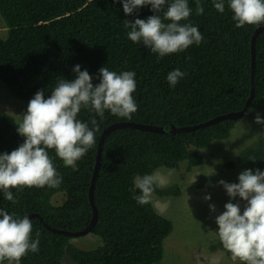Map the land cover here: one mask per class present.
Masks as SVG:
<instances>
[{"label": "trees", "instance_id": "trees-1", "mask_svg": "<svg viewBox=\"0 0 264 264\" xmlns=\"http://www.w3.org/2000/svg\"><path fill=\"white\" fill-rule=\"evenodd\" d=\"M197 3L204 8L201 15L196 14ZM224 3V13H218L214 0H188L192 13L181 23L198 27L203 42L160 57L127 38L130 29L125 21L147 20L155 14L150 5L126 16L121 0H0V82L14 99L28 106L37 91L49 98L60 78L69 82L76 78V65L87 70L94 86L100 82L102 67L117 74H136L133 98L138 110L131 120L107 110L101 118L90 108H82L78 120L89 123L90 128V119L98 122L95 146L74 167H65L54 150H49L63 178L58 188L13 189L15 204L0 191V210L15 218L37 214L42 219H30L32 239L39 233V251L29 252L20 264H158L162 260L172 224L151 203L140 205L132 198L139 194L135 178L181 163L186 164V171L200 166L206 149L213 142L227 140L238 120H222L189 132H167L171 127L196 126L241 111L250 95L251 38L264 25L236 28L228 0ZM158 15L163 17V12ZM176 69L186 75L173 88L166 77ZM261 104L264 30L254 42L253 97L246 112ZM122 122L160 127L164 133L125 127L105 137L92 190L96 220L85 235L96 238L97 243L89 250L77 248L70 242L72 238L47 230L43 224L66 232L83 231L90 224L88 191L98 141L106 127ZM18 126L0 112V154L23 144ZM224 167L264 171V142L242 148ZM154 187L159 198L180 195L177 183L164 187L155 183ZM56 194L62 195L59 205L51 203Z\"/></svg>", "mask_w": 264, "mask_h": 264}, {"label": "clouds", "instance_id": "clouds-1", "mask_svg": "<svg viewBox=\"0 0 264 264\" xmlns=\"http://www.w3.org/2000/svg\"><path fill=\"white\" fill-rule=\"evenodd\" d=\"M115 2V0H114ZM123 12L132 15L134 10L150 5L154 15L147 20L125 21L130 31L127 38L133 43H142L160 57L182 53L192 45L203 42L198 27L187 21L192 13L188 0H121ZM165 5H167L165 10ZM213 7L224 13V0H214ZM228 8L236 28L264 25V0H228ZM163 12V17L158 15ZM204 8L197 3L196 14ZM167 21V23L165 22ZM76 78L69 82L59 79L49 98L43 91H37L29 101L27 113L17 127L24 142L11 153L0 154V191L4 198L13 204L17 192L25 188H58L63 178L58 174L49 150H54L65 167H74L96 144L95 133L98 122L95 118L89 123L77 119L81 109L94 111L103 118L107 110L113 115L128 120L136 113L138 106L133 98L136 89L135 72L115 71L102 67L99 70L100 82L93 85V78L80 66L73 68ZM186 75L179 69L168 73L166 79L170 87ZM256 124H264L259 114ZM153 175L137 176L134 187L139 190L132 198L140 205L149 204L155 193ZM234 199L239 197L246 202L241 214L239 204L229 202L216 218L218 236L234 261L239 264H264V171L244 170L238 176V183L219 181ZM206 201L210 196H205ZM214 211V206L210 205ZM32 239V222L28 217L15 218L0 210V264H20L29 252L39 251V233Z\"/></svg>", "mask_w": 264, "mask_h": 264}, {"label": "rangeland", "instance_id": "rangeland-1", "mask_svg": "<svg viewBox=\"0 0 264 264\" xmlns=\"http://www.w3.org/2000/svg\"><path fill=\"white\" fill-rule=\"evenodd\" d=\"M27 107L25 102L14 99L0 82L1 113L20 124ZM258 114L264 120V104L249 109L236 122L227 140L213 142L204 152L200 166L186 171V164L181 163L174 169H160L152 174L158 187L177 183L180 188L178 197L153 195L150 202L154 210L172 224V231L164 240L163 258L158 264H239L224 249L215 221L225 210V204H239L242 214L246 202L239 197L230 198L219 181L238 183V176L243 171L227 170L224 164L242 148L257 141L264 142V124L254 122ZM205 196H210V199L206 201ZM61 200L62 195L56 194L51 203L59 205ZM210 205L214 206V211ZM70 242L77 248L89 250L95 247L97 240L83 236ZM64 262L68 263L66 259Z\"/></svg>", "mask_w": 264, "mask_h": 264}, {"label": "water", "instance_id": "water-1", "mask_svg": "<svg viewBox=\"0 0 264 264\" xmlns=\"http://www.w3.org/2000/svg\"><path fill=\"white\" fill-rule=\"evenodd\" d=\"M262 30H264V27L258 28L253 33L252 38H251V78H250L251 88H250L249 98H248L247 102L245 103V106L243 107V109L241 111H238V112H235V113H228V114H225V115L218 116V117H216L214 119H211V120H209L207 122H204V123L196 125V126L181 127V128L171 127L170 131L167 132V134H174V133H182V132L193 131V130H196V129H199V128H204V127L213 125V124H215V123H217L219 121L227 120V119L228 120L237 121L246 113L247 107L249 106V104H250V102L252 100V97H253L254 42H255V39H256L257 35ZM125 127L134 128V129H137V130L147 131V132L164 133V131L160 127H155V126H151V125H141V124H135V123H130V122L116 123V124H112V125L106 127L102 131V133L100 135V138H99V141H98V148H97L96 157H95V166H94V170H93V173H92V178H91L90 187H89V191H88L89 202H90V206H91V209H92V219L90 221V224L86 227V229H84L83 231H79V232H66V231L54 230V229H51L50 227L46 226L45 224H43L46 227L47 230H50V231H52V232H54L56 234H59V235L70 237L72 239L73 238L83 237V236L88 234V232L91 230V228L93 227V225L95 223L96 214H97L96 208H95V206L93 204L92 190H93L94 179H95V176H96V173H97V170H98V166H99L101 146L103 144V141H104L105 137L110 132H112L114 130H117V129H120V128H125ZM26 217H28L29 219L38 218L39 221L42 222V219L37 214L28 215Z\"/></svg>", "mask_w": 264, "mask_h": 264}]
</instances>
